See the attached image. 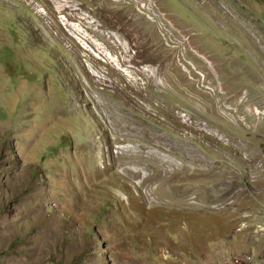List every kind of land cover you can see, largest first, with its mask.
Returning <instances> with one entry per match:
<instances>
[{"label":"rangeland","instance_id":"1","mask_svg":"<svg viewBox=\"0 0 264 264\" xmlns=\"http://www.w3.org/2000/svg\"><path fill=\"white\" fill-rule=\"evenodd\" d=\"M128 1L68 0L75 9L62 11L50 0H0V264H264V0H152L206 62L189 57L209 93L175 71L164 92L113 86L124 81L107 61L127 69L116 43L135 35L109 9L138 20L147 47H165ZM84 15L107 56L72 34ZM248 104L261 111L258 127ZM147 129L182 143L167 163L137 156L141 179L115 157L127 145L148 148ZM209 165L237 173L240 189L214 211L207 199L220 197L221 179L177 177Z\"/></svg>","mask_w":264,"mask_h":264},{"label":"bare ground","instance_id":"2","mask_svg":"<svg viewBox=\"0 0 264 264\" xmlns=\"http://www.w3.org/2000/svg\"><path fill=\"white\" fill-rule=\"evenodd\" d=\"M50 1L52 4H56L57 8H59L62 11H64L68 6L73 7L72 4L68 3V0H50ZM125 1L126 0H114L115 4L112 7L110 5V7H111V9L117 8L118 6L121 5V3H124ZM128 4L131 6L129 9H131V11H133L134 14H136L135 16L144 17L145 20H147L149 27H151V29L154 30L155 33H157V32L159 34L161 33V35L163 36L162 40L164 41V44L162 43V45H164L165 46L164 48H166V49L164 51H163L164 48H162L161 50H159V49L152 50V48H149L150 46L147 47L146 41H144L146 36L142 32V26L138 24V20H136L134 17H131V18L127 17L125 13L123 15L120 12H117V11L113 12L109 9L108 11L110 12V14H106V15H108V17H110V18H111V13L116 15L118 19L115 20V24L117 25V24H120L122 22L120 25L121 26L123 25L122 26L123 30L124 31L126 30V32H130V30H132V31H134V35H135V42H133V43L125 44V43L120 42V41L118 43H116L117 44L116 46L121 50V57L119 58V61L122 65L126 66L127 69H123V68H121V66L119 67L114 62V60L107 61L108 63H110L113 66V69L115 71H117L122 76L123 81H124L123 84L115 83L113 86L116 87V89H118L119 91L127 90V88H129V87H135V88L141 90V88H143L144 86H147L149 88H156L159 91L163 90V92H164V90H167L169 88L167 85L168 83H166V81L164 79V75L168 71L169 72L175 71L177 74H180L183 79L186 80V84L189 87H191V89H197L200 92L209 93V90H211V86L207 81L208 77L202 76L198 71H196L191 66V62H190L189 57L192 56L193 58L198 59L200 61V63H202L203 65H205L206 62L201 58L202 57V56H200L201 54L199 55L198 52L195 50V48H192L189 46L187 38L185 36V32L182 29H178L177 27L170 24L167 20V17L165 18L163 16V14L161 13L162 10L161 11L158 10L159 7L156 6L155 2H153L152 0H130V2ZM106 8H109V7H105L104 9H106ZM73 9H75V8L73 7ZM71 14H73V13H71ZM81 18L83 20L82 19L79 20L77 25L71 26L70 30L72 31V34L76 38L83 41L84 43H86V42L88 44L90 43L91 46H94V48H96L100 52L101 55L107 56L105 54V50L103 49V47L100 44H98L96 41H94L93 38L90 36V34L87 33V29H95V30L98 29L96 27L94 21L89 20L88 16L86 17L85 15L82 16ZM141 19L142 18H140V20ZM105 33L106 32H103V34H105ZM62 35H63V33H62ZM157 38H159V37L157 36ZM71 39H72V42L74 44H76L77 47H79V45L76 43V41L73 39V37H71ZM140 53H143V54H140ZM119 55H120V53H119ZM140 57L145 58L147 60V62L151 63V66H149V68H146L145 66L141 67V64L139 65ZM132 67H137L138 69L141 70L140 73L142 74V78L134 76V74L133 75L130 74L131 72L128 71L129 70L128 68H132ZM263 92H264V89H263ZM225 93L226 92L220 91V94L222 96L221 97L222 100H223ZM227 95H228V93H227ZM227 99H228V101L229 100H235V99H237V95L228 96ZM222 100L220 101L221 102V104H220L221 106H219L220 108L223 106ZM245 100L246 99L241 98V100L239 102H237V105L242 106L243 103H245ZM218 102H219V100H218ZM200 107L201 106L198 104L199 109H200ZM226 108H224V109H226ZM257 109L258 108L252 106L251 104H248L246 109L244 110V113H246L248 117L253 118V120L255 121V123H254L255 127H258L260 125V121L263 120V117L260 114L261 111L258 112ZM202 111L205 112L204 110H202ZM218 111H219V109H218ZM227 111L231 112L232 108H229ZM235 113H237V111ZM174 116L178 119L179 122L193 126V124H191L189 119L185 118L184 114H181L180 112L179 113L176 112V113H174ZM131 124H132L131 126L133 129L135 128V126L139 125L135 121L131 122ZM195 128L197 130L201 131L204 135H211L217 139L220 138V136L219 137L216 136L218 134L213 135L214 132L207 130L204 125L196 124ZM141 130H143V129H141ZM143 133H144L145 138H143L142 144L143 143L149 144L148 148H140V146L127 145L126 147H122L123 148L122 152L119 155H117L115 158L118 159V163L121 164L123 166V168L126 169L130 175L140 176L141 179H147L148 178L147 172L142 168H140V169L137 168L136 167L137 165L135 166L136 163L139 164V161L144 159L145 153H146V155H148L147 157L152 158L154 161H163V162L167 163L169 161V159L167 158V155L172 153L173 148L177 146V145H173V144H181L182 142L179 143L175 139L168 137V136H165V135H162V134H159L156 131L151 130V129H147V130L143 131ZM110 142L111 143H109V144L115 145V143H114L115 140L112 139V140H110ZM134 143L138 144V142H134ZM227 144L230 145L229 139H227ZM181 146L185 147L184 145H181ZM110 150H109V152H110ZM137 156L142 157V159L137 160V158H136ZM245 158H247V156ZM188 159H189V157H185V160L187 162H189ZM148 161H149V159H148ZM129 164H130V166H129ZM170 165L172 166L173 164L170 163ZM171 166H170V168H171ZM164 167H165V168H163L164 171L161 175L162 176L164 175V178H166V179H173L172 175L174 174L173 173L174 171L171 173L170 168H167L168 166L166 164H164ZM206 168H207V170L201 174L198 172H191V173L180 172V174L178 173L177 177L179 180H180V178H184V179H197L198 178L199 179L201 177L202 178L205 177V178H209V179H216V178L221 179L222 183H221L220 187L223 189V192L221 193L220 197L213 198V199L205 198V200L207 199L208 202H210V204H211V205H207L208 207L206 206L207 209L210 211H214L217 208L215 205H218L216 202L219 200V198H225L226 200H228L227 194H232V195L236 196L240 192L239 184L237 182V179H238L237 175L238 174L235 172L229 171L225 167H221V166L209 165ZM187 170H189V169H187ZM193 181H195V180H193ZM178 184L179 183H177V185ZM174 186H176V185H174ZM169 194H170V192H169ZM183 199H186V197L183 196ZM191 204H193V203H191Z\"/></svg>","mask_w":264,"mask_h":264}]
</instances>
